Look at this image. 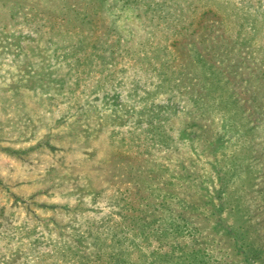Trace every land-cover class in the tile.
<instances>
[{
  "label": "rangeland",
  "instance_id": "1",
  "mask_svg": "<svg viewBox=\"0 0 264 264\" xmlns=\"http://www.w3.org/2000/svg\"><path fill=\"white\" fill-rule=\"evenodd\" d=\"M0 264H264V0H0Z\"/></svg>",
  "mask_w": 264,
  "mask_h": 264
}]
</instances>
